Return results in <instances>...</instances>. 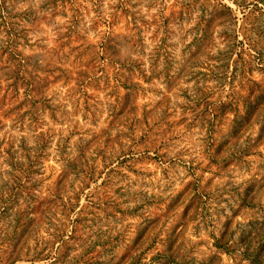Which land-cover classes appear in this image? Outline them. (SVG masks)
Returning <instances> with one entry per match:
<instances>
[{
	"label": "rangeland",
	"instance_id": "374dc122",
	"mask_svg": "<svg viewBox=\"0 0 264 264\" xmlns=\"http://www.w3.org/2000/svg\"><path fill=\"white\" fill-rule=\"evenodd\" d=\"M0 264H264V0H0Z\"/></svg>",
	"mask_w": 264,
	"mask_h": 264
}]
</instances>
